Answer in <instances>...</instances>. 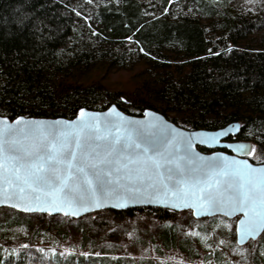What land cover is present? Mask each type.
<instances>
[{"label":"trees","instance_id":"16d2710c","mask_svg":"<svg viewBox=\"0 0 264 264\" xmlns=\"http://www.w3.org/2000/svg\"><path fill=\"white\" fill-rule=\"evenodd\" d=\"M181 1L79 0L68 6L60 0H0V116L71 120L81 109L117 106L132 116L155 110L187 130H219L239 122L240 131L231 140L250 143L254 152L248 159L264 163V0L244 9L235 0H193L192 8ZM95 71L130 76L113 86L90 78ZM8 210L11 214L0 219V264L67 263L60 246L71 234L66 228L73 219ZM115 213L158 223L151 255L136 259L123 246L90 253V238L83 231L72 261H235L228 255L237 246L234 240L226 248L197 247L178 229L180 213L160 208ZM36 218L43 221L35 223ZM50 218L59 220L48 225ZM220 218L227 220H209ZM246 247L249 264H264V235L237 246Z\"/></svg>","mask_w":264,"mask_h":264},{"label":"snow or ice","instance_id":"6c2138e0","mask_svg":"<svg viewBox=\"0 0 264 264\" xmlns=\"http://www.w3.org/2000/svg\"><path fill=\"white\" fill-rule=\"evenodd\" d=\"M111 115L115 119H106L101 127L98 117L82 111L77 130L40 131L42 138L23 151L15 137L18 133L28 137L33 130L0 127V197L14 188L21 197L27 193L36 194L37 200L45 198L57 210L75 204L100 207L105 197H146L149 202L153 196L174 197L190 208L198 204L223 210L225 215L242 213L241 240L256 238L264 231V168L227 158L198 163L203 158L191 154V140L184 142L185 155L174 160L178 146L165 141L162 148H156L147 142V133L156 125L121 123L115 108ZM237 151L252 155L254 149L239 145ZM180 161L190 166L191 179ZM166 164L172 167L165 175L161 169ZM197 172L202 173L200 178L194 175Z\"/></svg>","mask_w":264,"mask_h":264},{"label":"water","instance_id":"95a60500","mask_svg":"<svg viewBox=\"0 0 264 264\" xmlns=\"http://www.w3.org/2000/svg\"><path fill=\"white\" fill-rule=\"evenodd\" d=\"M113 108L116 109L117 114L119 115V117H121V123H123L124 121H135L138 122V126L146 127L148 125H156L155 128H152L150 132L147 133V142L156 148H162L165 144V141H170L172 144L178 146L179 150L173 151L172 159L174 160H177L181 156L185 155L184 142L186 140H191V154L193 156L203 158L202 161H198V163H202L203 161H207L209 159L227 158L229 161H247L249 165L257 169L264 168V163L256 164L249 160V154H247V151H237V147L239 145H245L248 149H252L250 143L231 140V138H235L240 131L241 125L239 122L231 123L219 130H187L177 126L174 122L167 119L166 116L155 110H147L144 112L143 116H132L121 111L117 108V106H111L105 111L81 109L78 115L71 120L66 118H27L23 116L11 120L10 118L0 116V122H3L2 124H0V127L25 129L26 131L29 129L33 130L34 134L28 137H24L22 134L19 133L15 137L20 141L17 147L21 151H23L42 138L39 135L40 131H43L45 133L54 132L56 134H59V132L61 131L77 130V127L80 123V114L82 111L89 115L98 117L101 120V127H103V122L106 119H115V117L111 115ZM16 121H21V123L17 125ZM33 121L39 123L32 124L31 122ZM25 125H27V128H25ZM94 146L95 145L93 144V147ZM200 147L208 149L211 152L204 153L199 150ZM133 154H135V150H133ZM149 154L155 155L154 152H150ZM180 162L185 166V171L189 173L187 178L191 179L193 174L190 171V166L187 165L186 161ZM169 167H172V165L166 164L165 168L161 169V171H163L166 175L167 169ZM194 175L197 178H200L202 176V173L197 172ZM35 195L36 194L29 195L26 193L24 197H21V195L17 193L16 189L9 188L8 194L4 197H0V209L10 208L23 214H40L47 215L50 217L63 216L75 220L101 211L127 212L140 208H160L170 210L176 213L191 211L196 220L214 217H224L229 220L237 218L238 221L236 224L235 233L236 244L239 247H245L250 242H255L264 235V231H261V233L256 238L249 237L245 240H241L240 232L242 230V226L240 225V220L244 219L242 213L225 215L223 210L204 209L200 208L198 204L190 208L184 206L183 202L176 200L174 197L157 198L153 196L150 198L151 202H149V198L146 197H141L137 199L124 198L121 200L105 197L102 198L100 207H92L91 205L81 206L79 204H75L71 208H69L67 205H61V210H57L45 198H41L40 200L35 199ZM116 204H121L122 206L114 207L113 205ZM227 210L230 211V209ZM66 212L68 213L67 215H65Z\"/></svg>","mask_w":264,"mask_h":264},{"label":"rangeland","instance_id":"374dc122","mask_svg":"<svg viewBox=\"0 0 264 264\" xmlns=\"http://www.w3.org/2000/svg\"><path fill=\"white\" fill-rule=\"evenodd\" d=\"M60 1L68 6H73L79 0ZM254 1L257 0H235V4L238 9H244L249 7ZM181 2L189 8L194 7L193 0H182ZM155 12L156 7L151 3V16H153ZM129 76L130 73L127 72L95 71L91 74L90 78H97L106 85L119 86L120 83H123ZM8 209L10 208H4V210L0 211V219L9 215L10 211ZM209 219L211 218L196 220L191 211L182 212L179 215L177 227L185 236L192 239L193 244L197 247L200 246L201 248L214 250L216 246H221L222 248L230 247L233 240L236 243L235 231L238 221L237 218L233 220L227 218V220H223L220 218L216 223H212ZM58 220L59 219L50 218L45 221L48 225H56L55 223ZM73 220L75 222L70 223L66 228L71 234L60 246L61 249L64 250L62 255L67 259L66 264H78L75 260H71V253L74 249V245L80 241L83 231H85L90 238V253L93 250L97 253L102 250H117L123 246L126 253L136 259L147 258L151 255V241L152 239L156 240L159 234L158 223L143 215H137L135 218L127 220L122 217H117L115 212L101 211L96 212L95 215L90 214L81 219ZM42 221V218L34 219L35 223H40ZM79 224H81V227L78 228L77 226ZM22 232L25 231L22 229ZM221 241H223V243H221ZM228 255L235 260L231 264H249V250L247 247L243 249H238L237 246H235V248L230 247ZM180 262L183 261L180 260Z\"/></svg>","mask_w":264,"mask_h":264}]
</instances>
